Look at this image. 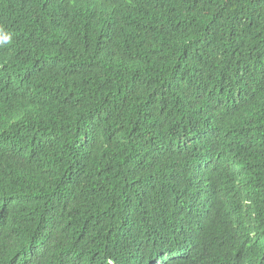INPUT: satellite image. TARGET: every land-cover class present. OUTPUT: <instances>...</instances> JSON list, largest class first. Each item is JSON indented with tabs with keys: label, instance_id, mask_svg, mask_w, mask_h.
<instances>
[{
	"label": "trees",
	"instance_id": "obj_1",
	"mask_svg": "<svg viewBox=\"0 0 264 264\" xmlns=\"http://www.w3.org/2000/svg\"><path fill=\"white\" fill-rule=\"evenodd\" d=\"M0 264H264V0H0Z\"/></svg>",
	"mask_w": 264,
	"mask_h": 264
}]
</instances>
